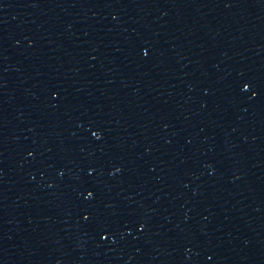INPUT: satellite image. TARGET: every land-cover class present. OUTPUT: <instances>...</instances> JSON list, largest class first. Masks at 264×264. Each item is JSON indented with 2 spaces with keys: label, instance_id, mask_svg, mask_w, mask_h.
I'll return each mask as SVG.
<instances>
[{
  "label": "water",
  "instance_id": "95a60500",
  "mask_svg": "<svg viewBox=\"0 0 264 264\" xmlns=\"http://www.w3.org/2000/svg\"><path fill=\"white\" fill-rule=\"evenodd\" d=\"M0 264H264V0H0Z\"/></svg>",
  "mask_w": 264,
  "mask_h": 264
}]
</instances>
